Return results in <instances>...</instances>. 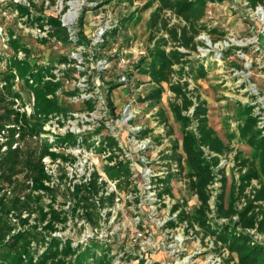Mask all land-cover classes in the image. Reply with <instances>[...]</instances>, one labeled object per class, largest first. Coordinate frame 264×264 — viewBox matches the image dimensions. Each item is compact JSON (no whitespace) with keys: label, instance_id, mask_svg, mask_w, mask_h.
I'll use <instances>...</instances> for the list:
<instances>
[{"label":"trees","instance_id":"16d2710c","mask_svg":"<svg viewBox=\"0 0 264 264\" xmlns=\"http://www.w3.org/2000/svg\"><path fill=\"white\" fill-rule=\"evenodd\" d=\"M118 1L133 4L136 0ZM209 1L214 0H159L149 21L152 31L150 40H154V45L149 46L147 54L141 55L132 67L149 74L150 80L155 84L152 91L143 98L144 101L159 102L166 91L164 83L169 84L176 96L170 102V107L183 128V150L179 151V145H176L172 153V159L179 162L178 172L169 170L170 173L159 178V182L163 184L164 192L171 193L170 185L173 180L184 178L189 192L199 200L193 213L185 209L187 202L177 201L173 211L180 210L178 224L188 220L191 224L199 225L206 236L214 237L222 243V247L229 250L231 259L236 258L237 264H264V238H256V234L264 235V127L259 125L260 114L256 113L254 106L247 104L238 109L239 135L241 140L252 147L255 155L252 159L240 160V153L236 154V160L240 161L239 176L234 177L227 190L228 178L222 174L224 168L220 164L221 157L228 155L232 147L211 126L206 100L199 94H188L189 91L185 89L187 82L183 84L174 79L176 74L182 77L184 72H188V56L192 53L191 50L198 49L201 43L198 37L202 31H219L207 28L204 24ZM248 1L254 6L264 4V0ZM33 6L36 7L35 3ZM33 6L19 4L18 8L21 16L27 15L33 24L38 22L42 28L46 23L50 25L48 36L41 40L51 41L55 37L64 44L70 42L69 31L59 17L46 16L43 12L32 15ZM168 12L180 18L184 24L171 23L166 16ZM123 28L119 22L109 30L102 45L110 44V40L107 41L109 32L113 35ZM219 32L224 36L225 31ZM80 34L81 42L88 43L85 35L82 32ZM10 46L14 54L3 77L5 83L0 87V135L3 130H7V139L2 141L0 138V264H113L117 254L112 241H102L97 237L81 241L79 238L57 234L68 227L71 218L97 225L102 219L101 208L106 203L112 204L115 201L116 192L110 196L101 195L106 189V182L100 183L99 170L92 173L89 181L81 178L73 185L69 183L72 180L64 173L61 179L69 180V199L57 206L59 185H51L54 177L48 172L44 158L49 156L54 161L61 159L73 164L77 157L48 147L40 149L39 146H21L28 134L38 135L51 118L62 115L58 121L63 124L62 119L67 117L71 108L61 98L59 91L76 95L79 90L67 92L65 79L55 71V65L32 59L29 46L14 33L10 35ZM226 51L231 50L229 48ZM20 52L24 54L22 57ZM61 60L67 64L66 69L61 70L66 78L70 77V71L78 70L72 63L77 61L74 57L63 56ZM201 63L197 64V69L204 74L207 68ZM176 65H180L178 70ZM127 70H123L124 73ZM130 73L131 71L128 72ZM17 77L29 85L35 96L33 114L28 115L26 111L22 112L14 107L16 98L24 99L22 93L15 88ZM129 80L127 78L110 83L107 97H111L113 89ZM84 101L94 109V99ZM25 104L23 101L22 105ZM191 108L194 110L188 114ZM161 114L163 121L167 122L165 112L161 110ZM10 124L15 126L7 127ZM18 125L20 129L17 128ZM17 133H20L19 138H16ZM71 135L77 136L70 132L58 136L61 141L57 145L73 148L84 144L86 148L94 147L96 152L101 153L107 148L120 150L118 141L112 134L105 136L101 144H96L93 139L78 140V136L76 140H66ZM16 142L19 144L14 147ZM114 158L118 156L114 154L110 157L111 160ZM117 160L114 165H108L106 171L108 174L113 170L117 172L115 178H120L119 191L126 193L131 188L132 170L129 162ZM218 180L221 187L217 190L212 207L211 201L216 190L214 184ZM255 180L259 184L252 187ZM5 187L12 188L11 195L7 194ZM64 190L66 199V188ZM47 197L50 202L44 203ZM223 218L227 220L222 221ZM178 224L172 221L168 225L175 227ZM248 229H256V233H251Z\"/></svg>","mask_w":264,"mask_h":264},{"label":"rangeland","instance_id":"374dc122","mask_svg":"<svg viewBox=\"0 0 264 264\" xmlns=\"http://www.w3.org/2000/svg\"><path fill=\"white\" fill-rule=\"evenodd\" d=\"M21 1L35 3L36 7L33 6V10L36 15L43 12L48 16H62L67 9L66 7L61 10L62 8L59 7L61 0H50L53 8L46 3L48 0ZM21 1L0 0V27H2V32H0V87L5 83L3 77L7 73L10 58L14 54V50L10 46V35L14 33L29 46L33 54L32 59H38L39 63L55 65V71L65 79L64 86L67 92L79 90L76 95H67L62 90L59 91L61 98L70 105V111L76 113L75 119L69 116L65 123L59 124L57 118H51L52 120L50 119L44 124V129L38 135L28 134L21 142L22 147L39 146L40 149L48 147L57 152L64 151L77 156L75 164L64 162L61 159L54 161L50 157L44 159L48 172L54 177L51 185H59L57 206L69 199L67 196L69 180L68 178L61 179L64 173L70 179L73 176L81 179L93 171L91 162H97L95 168L103 171L108 179L120 180V178H115L116 171L107 173L108 163L105 158L94 156L92 159L84 144L73 148L57 145V142L61 141L58 136L66 135L69 131L81 132L82 134L74 133L78 136V140H89L96 136L112 133L117 138L120 151L132 152L134 159H138L144 153V151H140V145L145 140L141 142V139H146L153 147L148 154L159 151V155L161 154L163 159H167L168 154L174 153L176 145H179L178 149L182 152L183 128L170 107V102L176 97L175 93L168 83H164L166 91L159 102L144 101L143 98L152 91L155 84L150 80L149 74L129 65L133 59L144 55L149 46L154 45V40H150L152 31L149 21L159 0H136L133 4L118 0L111 2H109L110 0H85V4L81 5V10L76 12V20L71 27V30L77 29L74 42L70 41L66 44L56 40L55 37L51 41L41 40L42 36L46 35L40 36L37 32L32 31L33 23L29 17L21 16L18 8L19 4H22ZM91 1L94 2L92 5L89 4ZM243 1L245 0L209 1L207 15L203 19L204 24L212 30L216 28L219 31H224L223 23H225L242 37L254 35L257 33L258 27L247 15ZM76 3L80 4V2ZM24 4L27 5V3ZM91 12L95 14L92 15ZM166 16L171 23L184 24L172 12L166 13ZM105 20H111L112 28H115L119 22L124 26L116 34L112 35L111 32L107 34L108 39H106L110 40L109 45H102V39L96 41L98 23ZM219 31L211 33L205 29L202 31L198 38L201 42L200 46L196 51L191 50L192 53L188 56L189 64L186 66L188 72H184L182 77L176 74L174 79L180 80L183 84L187 82L185 89L189 91L188 94L193 93L195 96L199 94L206 100L211 126L232 147V151L228 155L221 157L224 163L221 165L224 172L221 173L228 178L227 190H229L234 177L238 178L239 176L240 161L236 160V154L240 153V160L252 159L255 155L252 147L241 140L237 112L245 104L253 107V102L259 100L261 96L264 97V42L261 44L263 47L261 53L255 50L253 44L244 45L247 58L239 56L237 52L239 48L236 46L229 47L230 52L226 51L229 48L223 49V53L218 56L219 50L208 44L214 45V40L223 36ZM81 32L88 39V43L81 42ZM205 33L208 37H203ZM200 47H209L212 48V51L203 55ZM63 56L74 57L77 60L72 63L78 70L70 71L68 78L61 71L66 69V62L61 60ZM199 62H202L207 68L204 74H201V71L197 69ZM127 66L130 67L128 68L131 71L130 74H128V70L125 73L123 71ZM175 67L178 70L180 65ZM124 74L130 80L113 89L111 97L108 98L110 83L121 82ZM251 83L256 85L260 92L259 95ZM15 88L22 93L24 99L16 98L14 107H18L20 103L21 108L33 102L34 94L31 88L24 81H20L19 77L16 78ZM83 92H94L92 94L97 99L94 109L85 103V99L82 97ZM195 96L193 99L196 101ZM18 101L19 103H17ZM23 101L26 102L25 105H22ZM34 110V105H31L27 112L33 114ZM161 110L165 112L168 118L167 122L163 121ZM193 110L194 108H191L187 113L191 114ZM69 122L71 124L67 127L66 124ZM98 129H102V131L98 132ZM77 136L71 135L66 140H76ZM89 150L96 151L95 148ZM206 154L209 155L207 151ZM87 158L88 161H86ZM129 161L128 165L132 170L129 191H133L132 195L135 198H128L119 191L121 193L118 194L120 201L117 202L115 208L113 206L108 217L105 215L107 219L103 217L97 225H93L82 220L79 222L77 218H71L68 227L57 234L79 238V240L86 239V241L96 237L102 241L103 239L112 241L114 252L117 254L113 264H168L176 262L179 260L178 257L166 255L167 245L170 246L176 242L183 230H174L175 235L172 238L169 228L165 227L164 220L167 215L171 216L169 213L174 201H176L175 204L177 201L187 202L185 209L193 213L199 200L196 195L189 192L186 180L178 177L170 185L172 192L166 193L170 195H166L170 199L169 203L164 202L158 212L153 198L154 194L150 193L152 189L148 188L145 182L149 178L142 176L140 170L131 164L133 161ZM165 166V164H157L153 168L162 172L161 170ZM216 182L219 184L216 185ZM216 182L214 185L217 191L221 187V183L219 180ZM255 182L257 185L259 184L255 180L252 187L256 186ZM163 187L161 186V189L158 186L154 188L156 194L163 192ZM4 190L8 195L12 194L11 187H5ZM137 199L139 202L143 200L144 210L138 205ZM45 202H50V199L47 197ZM67 208L68 205H66ZM106 209L108 210V207ZM155 211L158 213L152 218L151 215ZM260 237L264 238V235ZM206 242V240L192 241V238L186 240L181 256L191 255V259L196 261L193 264H206L209 252L208 248L205 249Z\"/></svg>","mask_w":264,"mask_h":264},{"label":"built area","instance_id":"2783aa9c","mask_svg":"<svg viewBox=\"0 0 264 264\" xmlns=\"http://www.w3.org/2000/svg\"><path fill=\"white\" fill-rule=\"evenodd\" d=\"M19 1V0H18ZM21 1V0H20ZM76 2H80V4H77ZM22 4L27 3L28 6H33L32 2H22ZM48 5H50V7L53 8V6H51V1L48 0L46 2ZM94 2L91 1L89 2L90 5H92ZM85 4V0H61L59 7H61L63 10V8H66V12H64L62 14V16L56 15L57 17L60 18L62 24L67 27L68 31H69V40L74 42V37L76 34L77 29L71 30V27L74 25V22L76 20V12L81 10V5ZM26 5V4H25ZM243 5L246 8L247 11V15H249V17L251 18L252 21H254L256 23L257 28V33H255L252 36H246V37H242L238 34L235 33L234 30H232L230 28V25H227L225 23H223V29L225 31V35L221 38L218 39L217 41L214 42V45L208 44L210 47H215V49L219 50L218 52V56L219 54L221 55L223 53V49L225 48H229L232 46H236L239 49L237 50V52L239 53L240 57H246V53L244 52V48L246 46L244 45H248V44H253V46L255 47V50L259 51L260 53L262 52L263 47L261 46L262 42H264V4H257V5H252L248 0L243 1ZM93 8V7H90ZM33 13L35 14L34 10ZM97 13V12H96ZM78 14V13H77ZM92 15H94V12H91ZM44 15H46L44 13ZM50 15V14H49ZM87 15V14H86ZM27 18L28 16L25 15ZM48 16V15H46ZM24 17V16H22ZM111 20H105V21H101L98 23V30H97V35H96V41L98 40H103L104 39V35L106 34V32L112 28V24L110 23ZM70 27V28H69ZM51 29L50 25H48L47 23L45 24L44 28H42L40 26V24L38 22H35L32 26V31L37 32L40 36L41 35H46L48 36V32ZM0 32H2V27H0ZM44 37V36H42ZM203 37H208L207 33L203 34ZM199 38V37H198ZM200 46V45H199ZM203 55L209 53L210 51H212V48L209 47H205V48H199ZM181 50H184L183 48H181ZM147 54L144 53V55ZM20 57H22L24 54L23 52H20ZM140 56H138L137 58L133 59L129 65H133L136 62H138ZM221 57V56H220ZM77 62V61H76ZM128 65V66H129ZM67 66V64H66ZM127 66V68L125 70H127L129 67ZM58 73V72H57ZM59 74V73H58ZM60 75V74H59ZM122 80H127V76L124 74L122 76ZM252 85L255 86L254 90L256 91L257 95H259V91L257 90V87L254 83H251ZM3 85V83H2ZM82 90V89H81ZM94 92H83L82 97L86 100V99H94L97 102V99H95L93 96ZM261 96V95H260ZM34 100H32L33 102H31L30 105H26V106H22L20 108V103L19 101L17 103H19V106L16 107L18 108L20 111H28L29 107L31 105L35 104V97H32ZM252 103V102H250ZM252 104H254V110L256 111V113L260 114V118H259V125L260 127H264V97L261 96L259 98V100H256L255 102H253ZM29 112V111H28ZM27 112V113H28ZM29 114V113H28ZM30 115V114H29ZM76 113L75 112H69L67 114V117L71 116V118H76ZM62 115L56 117L57 118V122L59 124H62L61 122L58 121L59 117H61ZM66 117V118H67ZM63 118L62 122L65 123V121H67L68 119ZM71 123L69 122V124H66L67 127H69ZM14 127L15 124H10L7 125V127ZM18 129H20V125L17 126ZM71 128V127H70ZM108 128V127H107ZM140 128V127H139ZM70 133H80L81 132H73V131H69ZM68 132V133H69ZM110 133V131H108ZM7 134V130H3V133L0 135V138L2 141H5L7 139L6 137ZM79 134V135H80ZM112 134V133H110ZM108 134H103V136H99V137H95L93 138V140L95 141L96 144H101L102 141H104V137L107 136ZM115 138L116 136L114 134H112ZM20 137V133L16 134V138ZM135 138V137H134ZM117 139V138H116ZM83 140V139H81ZM145 140V141H143ZM141 142L143 141L144 143L141 146V150L140 151H144V153L138 157V159H134L133 153L129 152L127 150L124 151H120V150H114L111 148H107L104 152L102 153H97L94 150H89L87 151L89 152V154L92 156V159L94 156L100 157L102 156L103 158H105L106 162L108 163V165H114L115 163H117V159H122L124 161H127L130 163L129 160H132L133 162L131 163L132 165H135L139 170L140 173L142 174V176L144 175V177H148V180H145L148 188L152 189L150 191V193L154 196V201H155V206L157 208V211L159 212V209L162 207V204L164 202L169 203L170 199L167 198L166 194L167 192L165 191V188H162L163 192H160L159 194H156V190L154 188H160L161 186H163V184L161 182H159V178L161 177H166L171 170V172H178L179 168V162L176 160L172 159V154H168V158L167 159H163L161 158V154L159 155V151H157L156 153L151 152V154H148V152L153 149V147H151L150 142H147L146 139H141ZM150 141V140H149ZM19 143L16 142L14 144V147H16ZM119 147V146H118ZM72 148V147H70ZM94 148V147H92ZM115 148V147H114ZM4 149H6V147H4ZM140 149V148H139ZM53 150V149H52ZM147 152V154H146ZM208 152V151H207ZM69 154V153H68ZM114 154H116L118 156V158H114V159H110L111 156H113ZM153 155V156H152ZM157 155V156H156ZM76 156V155H75ZM49 157V156H46ZM77 157V156H76ZM45 159V158H44ZM86 161H88V158L86 159ZM95 163L97 162H91V164L93 165V171L88 175L86 174L84 177H82L84 179V181H89L91 179L92 173L96 170L95 168ZM72 164V163H71ZM75 164V163H73ZM157 164H165L166 166L164 167L163 170L157 171L155 168H153L154 166H157ZM224 163L221 161V165H223ZM98 170V169H97ZM100 177H99V181L100 183L106 182V186H105V190H103L101 192V195H105V196H110L112 193L116 192V197H115V201L111 204V203H106L102 208H101V217L103 219V217L105 219H107L108 214H110L113 206L114 208L116 207V204L118 201H120V198L118 196L119 193V187H118V181L119 179H115V180H110L107 178V176L103 173V171H100ZM70 179V178H69ZM131 179V178H130ZM72 181H70L69 183L73 185V183L77 182L80 180V178H74V176L70 179ZM219 184L216 182V185ZM255 185H257V182L254 183ZM214 187H216L214 185ZM10 193V191H9ZM128 198H135L132 193L133 191H127L126 193L123 192ZM216 193L217 191H214V195L211 201V205L212 207H214V199L216 197ZM170 196V195H169ZM138 201V205L140 206V208L142 210H144V206H143V200L141 202H139V199H137ZM176 201H174L171 204V211L169 214H171V216L167 215V217L165 218L164 222L165 223V227L169 228V233L170 236H172V238L174 237L175 231H178L179 229L183 230L182 233H180V236L177 237V241L174 242L173 244H170V246L167 245V253L166 255L168 257H172V256H176L178 257L179 260H177L176 262H169L168 264H193L196 261L191 259V255H186V256H181L182 251H183V244L186 240H190L192 238V241L197 240V241H202V240H206V245L207 247L205 249L208 248L209 252L207 253V263L206 264H237V260L235 259H231V255L228 249L222 247V243L218 242L214 237L208 235L206 236L205 233L202 231L201 227L197 224H191L188 220H185L181 223L178 224L179 221V213L180 210L178 211H173V206L175 205ZM106 207H108V210L106 209ZM108 211V212H105ZM158 212H153V214L151 215L152 218H154ZM167 214V213H166ZM105 215L107 217H105ZM151 218V219H152ZM226 218H223L222 221H226ZM175 221L176 224H178L175 227H171L169 226V222ZM248 231H250L251 233H256V229H248ZM194 237H197V239H194ZM256 238L261 239V237L259 236V234H256ZM105 240V239H104ZM81 241H86V239H83ZM165 258V257H164ZM162 262V260H161ZM154 263V262H152ZM164 263V262H162ZM165 264V263H164Z\"/></svg>","mask_w":264,"mask_h":264}]
</instances>
